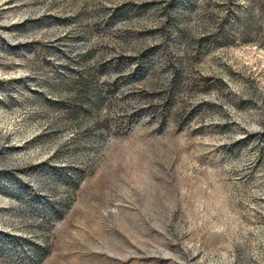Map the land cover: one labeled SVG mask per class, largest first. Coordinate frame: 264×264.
I'll list each match as a JSON object with an SVG mask.
<instances>
[{"label":"rangeland","instance_id":"374dc122","mask_svg":"<svg viewBox=\"0 0 264 264\" xmlns=\"http://www.w3.org/2000/svg\"><path fill=\"white\" fill-rule=\"evenodd\" d=\"M0 264H264V0H0Z\"/></svg>","mask_w":264,"mask_h":264}]
</instances>
